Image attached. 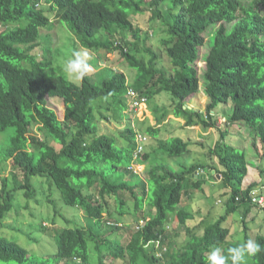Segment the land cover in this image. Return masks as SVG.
<instances>
[{"label":"trees","instance_id":"obj_1","mask_svg":"<svg viewBox=\"0 0 264 264\" xmlns=\"http://www.w3.org/2000/svg\"><path fill=\"white\" fill-rule=\"evenodd\" d=\"M166 4L169 21L161 10ZM145 12L163 27L159 50L147 45L149 34L141 35L132 24ZM59 28L70 34L68 40L56 35ZM125 32L131 36H122ZM83 50L117 53L135 72L133 81L129 85L123 72L105 66L71 82L61 62ZM130 91L145 104L163 93L170 100L169 106L151 111L155 124L145 129L157 143L151 151L140 153L143 143L129 119L115 133L100 132V121L120 124L128 109H135L126 104ZM200 92L206 106L194 111L187 103ZM53 97L63 102L61 118L48 107L47 99ZM229 102L225 125L246 133L243 150L251 153L261 179L245 188L250 169L245 153L227 142L231 134L227 126H218L219 114L211 115ZM169 115L186 127L217 129V139L204 155L209 161H173L174 168L154 164L142 180L134 174V164L156 153L173 160L190 153V143L179 137L158 138ZM0 134L6 135L0 139V162H9L15 171L11 177L0 176V226L15 210L17 193L26 200L39 195L38 214L47 216L50 226L41 222L40 235L24 233L32 243L49 240L47 257L31 250V258L27 249L0 235V262L207 264L214 247L228 255L230 248L251 239L246 215L255 207L264 209L252 202L264 185V0H0ZM199 170L213 171L212 180L219 175L217 184L229 191L222 194L227 196L224 214L211 224L200 222L203 232L195 235L188 226L194 215L181 201L184 195L203 192L205 179L193 176ZM61 201L81 211L85 223L73 218L75 212L69 218L61 213ZM236 211L243 214L242 241L228 240L230 232L223 225ZM114 213L141 219L143 228L115 221ZM173 218L187 236L177 250L167 230ZM253 241L262 251L245 264H264V234Z\"/></svg>","mask_w":264,"mask_h":264},{"label":"rangeland","instance_id":"obj_2","mask_svg":"<svg viewBox=\"0 0 264 264\" xmlns=\"http://www.w3.org/2000/svg\"><path fill=\"white\" fill-rule=\"evenodd\" d=\"M169 4L163 5L161 10L164 15L165 20L169 21V17L167 14V7ZM37 9V8H36ZM54 19V18H53ZM133 26L136 27V29L140 30L141 35L148 33L150 36V40L147 42V45H153L155 50H159L158 46V40L163 34V27L159 26V22L153 20L151 18V14L148 12H145L144 14L137 15L133 18L132 21ZM154 24V27L151 28V26ZM56 35L58 34L60 38L68 40V37L70 36L69 33L63 31L62 28H59L55 30ZM130 37L131 34L128 32H125L122 36ZM99 37L102 36V39H105L103 35H98ZM71 43V42H70ZM79 46V44H78ZM81 53L87 54V63L91 66L92 70L88 74H92L98 72L99 69L110 66L120 72H123L126 75L127 83L130 85L133 81L135 72L131 71L127 65H125L122 61H120L119 56L117 53L111 54V55H103L100 53H94V52H86L83 50ZM68 58H71L72 56L67 55ZM64 59L61 64H64L68 60ZM167 63V61L165 60ZM163 67V66H160ZM67 74V73H66ZM68 76V74H67ZM68 79L71 82L79 83L80 80L74 79L70 76H68ZM48 107L53 109L58 116L61 118L63 113V102L58 97L48 98ZM134 102V99H126V104L131 105V103ZM206 97L202 92L198 93L197 95L193 96L191 101H188V106L192 110H202L204 111L206 106ZM170 104V100L167 96V94H159L156 95L154 98L149 100L147 104H144L137 109H128L127 113L124 115V119H122V122L120 124H116L114 122H105L100 121L99 122V129L101 133H107L111 134L115 133L117 130L123 129L129 119L131 122V125L135 128L137 132H139L140 139L145 137L147 138L146 141L143 142L142 148L140 150V153L145 152L147 149L151 151L152 148H154L157 143L156 141L148 136L145 133V129L149 126H153L155 124L154 116L152 115V110L154 108H163L167 107ZM133 110V111H132ZM232 110V104L229 102L228 105H221L219 107V111L216 112V110L211 112V115L213 118L219 114L220 120L218 121V126L221 127V129L228 127V131L231 134L230 138L227 139V142L234 147H236L241 152L245 153L246 159L248 160L250 169H249V175L242 183L243 188L247 187L248 185L254 183V182H261V179L258 175L257 170H255V161L252 159V155L250 152H245L243 149H246L248 145V140L243 137V134L246 137V133H241V129L235 125H225L226 124V117L228 114H230ZM224 125V126H222ZM217 126V127H218ZM241 131V132H240ZM143 136V137H141ZM4 138L6 139L5 134H0V139ZM169 137H179L183 139L184 141H187L190 143V153L175 158L174 160L164 158L160 156L159 153H156L155 158H150L149 161L145 163H137L134 164V174L139 176L142 180H146L148 177L147 171L151 168L154 164H167L171 167H175V163L182 162V163H191V162H202L207 163L209 161V158H206L204 155L207 152L208 148L213 145V143L217 139V129L216 128H202L199 125H191L186 127L184 125V121L181 119H176L172 115H169L167 117V120L165 124H162L160 126V133L159 137L161 140H166ZM244 139V140H243ZM144 140V138H143ZM0 142H3V140H0ZM175 161V163L173 162ZM258 164V163H257ZM3 170L0 176H8L11 177V174H13L15 171L11 168V165L9 162L4 164L3 162H0V171ZM198 174H202L205 176V184L203 185V192L202 193H195L191 194V196L188 198L187 196L182 197L181 206L190 211L194 215V219L190 220L188 222V226L190 228H194V234L201 235L203 232L204 225L200 222H205L206 225L211 224L212 222H215L221 215L225 212V205L224 202L227 200V196H222L224 193L229 191L227 188L220 187L217 182H219L220 177L214 176L213 180L210 178L212 175V172H205L198 171ZM21 177L17 178V180L20 181ZM34 182L38 181V178H35L33 180ZM36 189H38L39 184L36 183L34 186ZM53 193L58 195L59 192L53 188ZM140 191L137 193L139 194ZM256 197H264V185L261 187H258L255 191ZM59 196V195H58ZM34 198V199H32ZM31 199L26 200L22 194L16 195L17 202L15 200L14 202V208L15 210L12 211L7 215V217L4 219L3 226H0V235L2 237H5L9 240L15 241L18 244H20L22 247L27 249L29 251V254L31 258H34L35 252H40L43 256L47 257L50 254V251H47L50 248V245L48 244V241L43 238L41 240V243L37 245V243H32L28 238L27 235L24 233H39L38 229L40 226V223L42 222V226L44 225V228H48L49 223L46 221H49V218L47 216L39 215V207L38 202H41L42 198L37 194L34 195ZM38 201V202H37ZM57 202V201H56ZM57 209L65 214L67 218L75 215L74 212L76 209L68 206H64L62 201L58 204ZM112 210L113 208L110 207ZM42 210V209H41ZM40 210V211H41ZM126 212L132 214L134 216L135 211L127 208ZM76 215L73 217L76 220H79L82 224L85 223V217L84 214L81 211H76ZM115 221L122 220L129 225H135L134 220H129L131 217L130 215H126V217L121 218L119 215H116V213L113 214ZM19 217V218H17ZM241 217H243V214L241 211H236L232 215L229 216L226 222L223 223L225 228L229 229L230 237H228V240H236V241H242L243 240V234L241 233ZM34 218V219H33ZM132 218V217H131ZM132 219H137L133 217ZM245 222L248 223L249 226V232L251 235V239L253 240L254 237L258 234H264V209H257V207L253 208L249 214L246 215L244 218ZM113 220V219H112ZM173 221L168 224L167 227L169 235L174 239L175 243V249H179L184 246L187 236L185 235L186 229L183 226H178L177 228V218H173ZM44 221V222H43ZM133 221V222H132ZM73 227V226H72ZM133 231L132 229H129V232ZM42 232V231H41ZM45 232V231H44ZM40 235V233H39ZM38 234H33L35 237H39ZM121 235V233H120ZM129 235V234H128ZM48 239V238H47ZM123 239V238H122ZM121 239V240H122ZM122 241L125 242V239ZM34 252H32V251ZM48 253H45V252ZM38 254V253H36ZM39 255V254H38ZM93 260H95V257H93ZM115 264H125L122 261H116ZM0 264H7L0 262ZM59 264H63V262H60Z\"/></svg>","mask_w":264,"mask_h":264},{"label":"clouds","instance_id":"obj_3","mask_svg":"<svg viewBox=\"0 0 264 264\" xmlns=\"http://www.w3.org/2000/svg\"><path fill=\"white\" fill-rule=\"evenodd\" d=\"M36 7H39V5H37ZM91 70V66L87 63L86 53L74 52L72 54V57L69 58L64 64L65 73L77 80L83 79L85 75L88 74ZM197 176L201 177L204 175L198 174L197 172ZM143 225V221H141L140 219L138 222H135L134 226L135 229L140 230L143 228ZM168 229L169 227H167V230ZM156 247L159 248V241H156ZM161 249L162 251H166L165 246H162ZM261 251V246L251 239L244 243H241L238 247L230 248L228 250V255L223 254V250L221 248L214 247L207 257V264H229V260L231 264H245L247 257L254 256Z\"/></svg>","mask_w":264,"mask_h":264},{"label":"built area","instance_id":"obj_4","mask_svg":"<svg viewBox=\"0 0 264 264\" xmlns=\"http://www.w3.org/2000/svg\"><path fill=\"white\" fill-rule=\"evenodd\" d=\"M128 96L130 99L131 98L134 99V102L132 104L135 106V109H137L138 107H140L146 103V100L144 98H141L140 100H138L137 94L132 92V91L128 92ZM141 137H143V136H141ZM143 138H144V140H143ZM143 138L140 139V137L138 136V139L141 143H143L146 140L145 137H143ZM141 148H142V145L139 147V151L141 150ZM252 202L258 204L261 207H264V197L258 198V197L253 196Z\"/></svg>","mask_w":264,"mask_h":264},{"label":"water","instance_id":"obj_5","mask_svg":"<svg viewBox=\"0 0 264 264\" xmlns=\"http://www.w3.org/2000/svg\"><path fill=\"white\" fill-rule=\"evenodd\" d=\"M212 173H214V172L212 171ZM193 176H197V172L194 173ZM198 177H199V176H197V178H198ZM201 177L204 178V176H201ZM201 177H200V178H201ZM217 177H219V176L217 175Z\"/></svg>","mask_w":264,"mask_h":264}]
</instances>
